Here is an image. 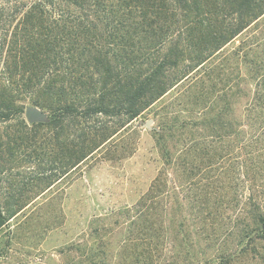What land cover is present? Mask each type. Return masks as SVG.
Masks as SVG:
<instances>
[{
  "label": "trees",
  "instance_id": "trees-1",
  "mask_svg": "<svg viewBox=\"0 0 264 264\" xmlns=\"http://www.w3.org/2000/svg\"><path fill=\"white\" fill-rule=\"evenodd\" d=\"M28 2L36 33L13 42L0 121L30 94L73 137L71 169L116 153L144 114L158 123L150 186L93 216L66 264H264V0ZM2 185L0 169V231L17 211Z\"/></svg>",
  "mask_w": 264,
  "mask_h": 264
},
{
  "label": "rangeland",
  "instance_id": "rangeland-1",
  "mask_svg": "<svg viewBox=\"0 0 264 264\" xmlns=\"http://www.w3.org/2000/svg\"><path fill=\"white\" fill-rule=\"evenodd\" d=\"M27 4L28 0H0L3 81L9 79L3 74L5 67L13 73V62L18 59L13 42L36 33L24 18ZM23 74L13 80L21 85ZM22 92L16 103L21 111L0 121L2 200L17 209L0 231V264H66V248L85 238L93 216L134 204L157 175L160 157L152 133L157 119L153 112L144 114L132 123V130L115 138L116 153L108 158L96 156L71 169L73 137L66 131L57 141L55 131L46 124L48 111L44 109L38 108L47 121L29 124L24 113L34 106L31 95ZM172 98L166 96L155 107L170 108Z\"/></svg>",
  "mask_w": 264,
  "mask_h": 264
},
{
  "label": "water",
  "instance_id": "water-1",
  "mask_svg": "<svg viewBox=\"0 0 264 264\" xmlns=\"http://www.w3.org/2000/svg\"><path fill=\"white\" fill-rule=\"evenodd\" d=\"M25 119L29 124L40 123L47 121L45 114L36 107H28L24 113ZM148 122L146 125L148 126Z\"/></svg>",
  "mask_w": 264,
  "mask_h": 264
}]
</instances>
